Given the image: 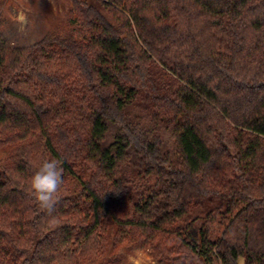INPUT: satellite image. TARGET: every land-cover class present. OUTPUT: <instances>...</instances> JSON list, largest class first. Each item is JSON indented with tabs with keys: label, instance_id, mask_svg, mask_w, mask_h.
<instances>
[{
	"label": "trees",
	"instance_id": "1",
	"mask_svg": "<svg viewBox=\"0 0 264 264\" xmlns=\"http://www.w3.org/2000/svg\"><path fill=\"white\" fill-rule=\"evenodd\" d=\"M0 32V264H264V0H73ZM63 169L54 210L30 188ZM249 219V220H250ZM158 252V253H157Z\"/></svg>",
	"mask_w": 264,
	"mask_h": 264
},
{
	"label": "rangeland",
	"instance_id": "2",
	"mask_svg": "<svg viewBox=\"0 0 264 264\" xmlns=\"http://www.w3.org/2000/svg\"><path fill=\"white\" fill-rule=\"evenodd\" d=\"M85 1L97 8L104 9L105 1L109 0ZM72 3L73 0H0V32L13 46H30L50 30L66 27ZM19 10L25 11L29 19V24L23 31H20L19 26L15 23V16ZM16 150V145L0 147V168L10 160ZM260 217L264 219V208L261 210ZM249 219H247L245 227L247 238H252L255 235L257 249L260 254H264V222ZM138 249L147 253L152 264H159L160 257H157L158 254L154 253L149 246ZM134 250L126 253L123 264H128L127 257ZM240 264H244V259H241Z\"/></svg>",
	"mask_w": 264,
	"mask_h": 264
},
{
	"label": "clouds",
	"instance_id": "3",
	"mask_svg": "<svg viewBox=\"0 0 264 264\" xmlns=\"http://www.w3.org/2000/svg\"><path fill=\"white\" fill-rule=\"evenodd\" d=\"M15 23L23 31L29 24L25 11L19 10ZM63 184V169L56 160H45L31 177L30 188L39 206L49 213L54 210L55 195ZM128 264H152L150 257L142 249H136L127 257Z\"/></svg>",
	"mask_w": 264,
	"mask_h": 264
}]
</instances>
